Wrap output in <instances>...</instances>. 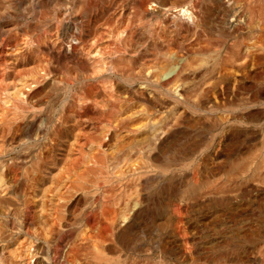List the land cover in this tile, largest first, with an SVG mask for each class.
<instances>
[{
    "label": "bare ground",
    "instance_id": "1",
    "mask_svg": "<svg viewBox=\"0 0 264 264\" xmlns=\"http://www.w3.org/2000/svg\"><path fill=\"white\" fill-rule=\"evenodd\" d=\"M2 45L0 264H264V0H0Z\"/></svg>",
    "mask_w": 264,
    "mask_h": 264
},
{
    "label": "rangeland",
    "instance_id": "2",
    "mask_svg": "<svg viewBox=\"0 0 264 264\" xmlns=\"http://www.w3.org/2000/svg\"><path fill=\"white\" fill-rule=\"evenodd\" d=\"M26 8H27V6L26 5H24ZM4 49H5V47H4V45H2V47L0 48V60L2 59V51L1 50H3L4 51Z\"/></svg>",
    "mask_w": 264,
    "mask_h": 264
}]
</instances>
